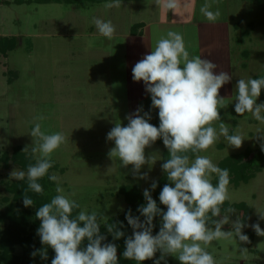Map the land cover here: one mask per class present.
<instances>
[{"label": "rangeland", "instance_id": "1", "mask_svg": "<svg viewBox=\"0 0 264 264\" xmlns=\"http://www.w3.org/2000/svg\"><path fill=\"white\" fill-rule=\"evenodd\" d=\"M39 1L0 0V34L11 38L13 35L16 36L12 41L15 43L14 49L6 54H0V213L3 214V219H0V240L8 234L10 226H14L16 232L23 231V234L24 232L37 233L40 226L35 221V205L25 207L23 200L17 199L9 189L13 184L28 180L27 170L14 160L15 150L20 147L22 152L33 156L36 161L39 156V153L32 152L34 138L29 134L34 127L35 117H45L39 122L42 125V131L46 134L62 132L66 137V142L51 155L53 167L49 171L50 175L56 174L64 194L80 205L75 214L78 215L80 211L87 213L96 211L100 226L105 225L103 216L109 220L111 217L123 214L129 206L123 187L134 185L142 193L145 189L152 191L151 184L164 174L162 164L165 145L162 139H158L150 147L145 148L146 158L154 156L156 162L151 167L147 163L144 164L139 174L133 172V165L125 167L119 159L113 160L109 157L110 149L115 147L114 141L107 140V133L117 123L115 109L117 100L113 98L116 85L111 84L106 71L99 72V76L90 74L89 61L92 59L90 52L82 48L78 55L74 51V57L71 56L70 48H74L73 42H76L72 39L73 36L71 38L50 35L44 37L40 34L44 30H51L52 27H59L57 23H61L64 28H70L68 22L71 21L72 24V20L69 17L61 22L56 19L58 17H54L53 23L42 20L46 14L57 16V6L55 4L42 6L38 3ZM246 4H242L241 9L237 10L235 19L238 17L247 24L242 27L247 29L250 37H244V45L237 46L234 40L236 32L232 33L234 36L232 35L233 42L230 46L232 55L230 56L233 62L232 72L229 74L231 80L219 90L221 91L219 95L225 99L227 106L219 109L221 120L214 121L212 124L217 132L222 122L228 126L229 135L237 134L239 131L244 138L242 146L240 148L229 146L221 136L206 151L196 153V155L209 157L217 166L230 154L247 148L259 149L264 143V138L258 133V131L264 132V123L256 120L251 113L238 115L234 110L238 80L264 77V0H250ZM64 10L67 8L65 7ZM219 10L221 15L225 13L224 21H227L225 16H231V14H226V8ZM200 14L196 15V20L199 21L201 18L204 27L202 35L204 34L203 37L207 42L205 44L208 46L203 58L214 62L218 66L214 71L218 73L222 62L219 63L220 59L215 46L223 38L214 34L216 30L214 25L217 23L207 21ZM190 29L189 24L179 30L183 31L180 34L191 57L192 47L198 46L201 41L198 39L199 35L189 32ZM246 48L248 50L243 51ZM126 83L123 84L125 90L122 91V95L121 91H118L123 98L118 95V99L126 104L125 101L131 99L133 94L138 96L143 103L141 115L149 113L151 115L149 123L159 127L152 120L153 113L158 109L151 107V97L145 90L144 82H134L132 73L129 72ZM257 103H264V88L261 89ZM150 109H152L151 112ZM122 118L123 115L120 114L119 119ZM122 122V126L128 124L125 123L128 120ZM25 148L27 150L23 151ZM6 155L9 159L8 163L5 159ZM190 157L194 159L195 155ZM20 171L25 172L24 180H18L11 175L12 172ZM144 173H147V178L139 179V175ZM216 177L215 174L212 175V183ZM53 182L56 189L57 182ZM228 193L229 199L226 201L230 204L229 207L236 210V213L230 215V223L224 225L223 230H231V222L237 217L243 221L244 209L237 207V204L244 203L251 206L249 224H245L247 226L242 229V234L246 230L255 233L254 246L250 248L248 242H241L233 237L228 240L213 241L207 246V251L213 255L217 264H241V262L264 264V236L257 235L251 227L258 223L264 230V218H262L264 216V168L247 182L241 180L239 183H229ZM56 195H58L57 192ZM24 209L32 212V217L27 223L24 220L16 223L15 220H18L20 216L19 211ZM224 215L225 211L221 212V216L217 219H221ZM161 221L157 223L159 230ZM43 248L34 250L37 251V255L34 257L31 255V259L25 264H51L52 250L47 247V259H42L38 250ZM255 248H259V253L254 251ZM241 249L248 251L241 254ZM3 250H6L8 256L19 257L24 254L20 244H15L13 249L0 247V253ZM160 256L161 253L157 251L155 261L160 260ZM160 262L181 264L173 255H167Z\"/></svg>", "mask_w": 264, "mask_h": 264}, {"label": "clouds", "instance_id": "2", "mask_svg": "<svg viewBox=\"0 0 264 264\" xmlns=\"http://www.w3.org/2000/svg\"><path fill=\"white\" fill-rule=\"evenodd\" d=\"M157 3H161V0H157ZM162 3L169 10L178 7V0H162ZM120 6L121 0L104 5L108 9ZM210 9L211 5L205 0L200 12L207 21L215 23L221 12ZM94 23L102 36L112 38L116 28L110 20L94 18ZM217 67L209 59L190 57L182 34L170 30L166 37L156 41L150 54L144 55L132 68L133 81L144 82L145 90L151 97V107L159 110V127L149 123V113L140 114L141 106L126 117L127 126L116 123L107 133V140L115 143L108 155L113 160L119 159L122 166L133 165V172L139 174L144 164L151 167L156 162L154 156L146 158L145 148L162 139L169 153L162 170L170 183L165 184L159 194V201L167 207V211L157 206L148 189L143 192L146 204L137 209L144 217L143 222L140 217L131 214V209L128 210L125 218L133 234L125 240L123 257L127 260L143 262L152 259L159 251L160 260L173 255L181 264H217L207 251V246L213 241L233 237L241 242L249 240L247 235L242 234V229L247 225L239 217L231 222V230H223V226L230 223V215L236 213L234 208H227L221 219H211L221 216V206L229 199V170L221 169L207 156L195 155L192 159L188 155L189 152L206 151L221 136L229 146L235 148H240L244 140L239 131L229 135L228 126L223 122L219 124V132L212 126L214 121L221 120L219 109L227 106L219 90L231 80L227 72L216 73L214 70ZM262 88L264 77L239 79L235 112L238 115L251 113L256 120L264 123V103H257ZM44 119V116L35 117L34 127L29 133L34 138L32 152L39 153V156L36 164L29 165L27 169L28 190L37 194L43 192V187L37 181L53 167L52 153L66 142L62 132L46 134L42 131L39 121ZM258 133L264 138V132ZM261 149L264 151V143ZM213 174L218 177L215 186L211 182ZM11 175L18 180L25 178L23 171L12 172ZM48 178L57 182L55 191L58 195L36 212V218L41 222L37 235L45 246L38 250L41 258L47 259V247H51L55 252L51 264H118L117 246L102 243L106 237L100 234L98 213L80 211L73 218V210L80 205L64 194L56 174ZM146 178L147 173L139 175V179ZM156 187L157 183L153 182L151 189ZM23 204L25 207L34 204L27 190L23 194ZM157 216L162 217V221L158 234L154 236L153 219ZM103 218L113 239L124 236V232L115 224L107 223V217ZM209 222L214 224V228L209 227ZM251 227L257 235L264 236V230L258 223ZM85 240L87 245L81 247ZM247 251L241 249V254ZM31 255L36 256L37 251ZM160 260H156L155 264H160Z\"/></svg>", "mask_w": 264, "mask_h": 264}, {"label": "crops", "instance_id": "3", "mask_svg": "<svg viewBox=\"0 0 264 264\" xmlns=\"http://www.w3.org/2000/svg\"><path fill=\"white\" fill-rule=\"evenodd\" d=\"M247 1L250 0H207L211 5L210 10L215 11L216 9L226 8V14H231V16H225L230 22H227L228 20L224 21V13L216 21L217 24L214 25L216 28L214 34L223 38L215 46L220 59L219 63L222 62L219 71H224L228 74L232 72L231 67L233 62V58L230 56L232 53L230 47L233 42L232 35L234 36L232 33L236 32L234 40L237 46L245 42L244 37H250L247 29L242 27L246 23H243L238 17L235 19L237 10L241 9L242 4L247 5ZM112 2L113 0H40L38 3L42 4V6L48 4H55L57 6V16L46 14V16L42 17V20L48 23H53L54 17H58L56 19L60 20V22L66 20V17L72 20V24L71 21L68 22L70 28H64L61 26V23H57L59 27H52L51 30H44L40 34L44 37L50 35L57 37L68 36L71 38L73 36L74 38L72 39L76 40V42H73L74 48H70L72 50L71 56H73L74 51L78 55V52L82 48L90 52L89 55L92 57V59L88 58L90 59V74L99 76V72L105 73L106 71L109 74L111 84L116 85L115 96L113 98L117 100L115 101L117 123L123 125L122 121H126V117L129 114L135 113L143 103L138 96L132 93L133 96L131 99H127L125 101L126 104H124V102L118 99V91H121L122 95V91L125 90V85L123 86V84H127L126 79L128 78V73H132L133 66L144 55L150 54L158 39L166 37L167 32L170 30L183 33L179 29L190 24L191 29L189 32L199 35L200 37L198 36V39L201 41L198 46L192 47V56H200L203 58L206 55L208 46L205 44L207 42H205L206 39L203 37L204 34L202 35L204 33V27L201 23V18L199 21L196 20V15L201 13L200 8L205 3V0H178V7L174 10L163 7L162 0L161 3H157V0H121V6L118 8L113 7L108 9L104 7L105 4ZM65 7L67 10H64ZM200 16L205 18L202 13ZM94 18H99L104 21L110 20L115 25L116 31L111 39L102 36L98 32ZM249 24L251 25V23ZM208 27L211 28V26ZM0 37L9 36L0 34ZM13 37L16 36L13 35ZM246 50L248 49H243V51ZM9 51H12V49H9ZM112 75L113 77H111ZM121 95L119 97L123 98ZM120 114L123 115L122 119H119ZM253 234L252 244L249 245L250 248L255 243V233ZM255 249L254 251L259 253V248Z\"/></svg>", "mask_w": 264, "mask_h": 264}, {"label": "trees", "instance_id": "4", "mask_svg": "<svg viewBox=\"0 0 264 264\" xmlns=\"http://www.w3.org/2000/svg\"><path fill=\"white\" fill-rule=\"evenodd\" d=\"M82 1V0H77ZM13 38L9 37H0V53H7L9 49H14L15 43L12 42ZM158 111L153 113L152 120L156 125L159 126V117H158ZM189 156L196 155L189 152ZM13 157V156H12ZM169 158L168 149L165 147L164 151V162ZM5 159L8 163L9 159L8 156H5ZM14 160L16 163L20 164L25 170L28 169L29 165H35L36 159L33 156H28L24 152L21 151V148L18 147L15 150ZM221 169H228L229 170V183H239L241 180L247 182L250 179L254 178L258 172L262 171L264 168V151H262L261 147L259 149H253V148H247L244 151H240L238 153L230 154L229 156L222 159V161L219 164ZM51 169V168H50ZM49 169V171H50ZM48 173L40 178L37 182L41 184L43 187V192L40 194H37L31 190H28V180L21 183L13 184L9 187L10 191L14 193L15 197L17 199L23 200V194L27 190V195L34 201L35 205V218H36V212L45 203H50L51 199L56 196L55 192V184L52 180H50L48 177L50 176V173ZM157 187L152 191H150L152 198L156 201L157 206L162 211H167V207L160 203L159 201V194L163 188V186L167 183H170V181L167 179V174L164 172L163 176L156 181ZM218 183V177H216L213 181V185L215 186ZM174 186V185H173ZM123 191L126 193L127 200L129 202V206L127 207L126 211L123 214L116 215L114 217H111L108 220V224H115L117 228L120 231L124 232V236L119 239H113L112 234H110L107 231V226L103 225L100 226V234L104 235L106 239L102 243H114L117 246V257H118V264H155V256L152 259L139 262L136 260H127L123 257V252L125 250V240L132 236L133 229L128 224L126 220V214L128 213V210L131 209V214L134 217H140L141 222H143L144 217L140 215V213L137 211V209L141 205L146 204V200L144 199L143 193L139 190L138 187L134 185H127L122 188ZM229 203L227 201L224 202V204L221 206V212H224L227 207H229ZM237 207H240L241 209H244V216H243V223L247 224L249 221V217L252 212L251 206H248L244 203L237 204ZM20 216L18 217V220H15L16 223L20 222L22 220L28 222V220L32 217V212L20 210ZM76 209L73 210L72 217L74 218L76 216L75 214ZM211 217V213L208 214ZM0 219H3V214L0 213ZM218 217H212L211 219L215 220ZM162 217L157 216L153 219V230L152 234L155 236L158 234L159 229L157 227V223H160ZM154 220L156 222H154ZM37 223L40 225V220L36 218ZM83 226V225H81ZM209 227H214V224L209 222ZM8 234L0 240V247H8L12 248L15 244H20L23 247L24 254H22L19 257L16 256H8L6 250H3L2 253H0V264H25L27 261L31 259L32 251L45 247L41 244L40 237L37 235V233H25L23 234V231L16 232L14 231V226H10L8 228ZM244 235H247L249 237L248 244L251 245L253 241V232L246 230L244 232ZM86 242V243H85ZM87 240H85L81 247H85L87 245ZM51 248V247H50ZM52 250V259L55 256L54 250ZM160 264H175L170 262H164Z\"/></svg>", "mask_w": 264, "mask_h": 264}]
</instances>
